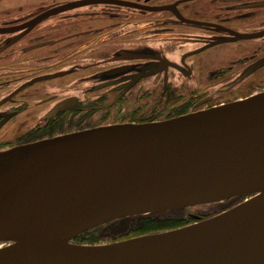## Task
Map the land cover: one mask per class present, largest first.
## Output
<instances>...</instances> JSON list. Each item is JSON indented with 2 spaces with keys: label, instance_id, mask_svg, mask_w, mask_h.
Returning a JSON list of instances; mask_svg holds the SVG:
<instances>
[{
  "label": "water",
  "instance_id": "obj_1",
  "mask_svg": "<svg viewBox=\"0 0 264 264\" xmlns=\"http://www.w3.org/2000/svg\"><path fill=\"white\" fill-rule=\"evenodd\" d=\"M232 205L107 242L85 229L204 203ZM0 264H264V90L164 120L0 150Z\"/></svg>",
  "mask_w": 264,
  "mask_h": 264
},
{
  "label": "flooded vegetation",
  "instance_id": "obj_2",
  "mask_svg": "<svg viewBox=\"0 0 264 264\" xmlns=\"http://www.w3.org/2000/svg\"><path fill=\"white\" fill-rule=\"evenodd\" d=\"M263 90L264 0H0V150Z\"/></svg>",
  "mask_w": 264,
  "mask_h": 264
},
{
  "label": "rangeland",
  "instance_id": "obj_3",
  "mask_svg": "<svg viewBox=\"0 0 264 264\" xmlns=\"http://www.w3.org/2000/svg\"><path fill=\"white\" fill-rule=\"evenodd\" d=\"M240 199H241L240 197L236 198L234 201L230 203H226L227 200H223V202L220 204L216 202L196 204V205L186 206L183 209L141 215L138 218H135V222L134 224H132L130 228V235L133 236L134 234H137V231L139 233L140 230H142L143 222H145L144 218L146 219L147 218H151V219H154V218L169 219L170 218V219H178V220L190 222L192 218L188 215V211L200 213L201 215L208 214V213L210 214L214 212L216 213L217 211L232 205L233 203L239 201ZM99 229L100 228L95 227V234H96V237L98 238L97 240L99 242L110 241V239L103 237V235H101L104 233H101Z\"/></svg>",
  "mask_w": 264,
  "mask_h": 264
},
{
  "label": "trees",
  "instance_id": "obj_4",
  "mask_svg": "<svg viewBox=\"0 0 264 264\" xmlns=\"http://www.w3.org/2000/svg\"><path fill=\"white\" fill-rule=\"evenodd\" d=\"M144 221L145 222H143L142 230H140L139 232L140 234L173 228L188 223V221L170 219V218L169 219L144 218ZM97 239L98 238L96 237L95 234V227H91L83 231H80L73 237V240L75 242H84V243H94L98 241Z\"/></svg>",
  "mask_w": 264,
  "mask_h": 264
},
{
  "label": "bare ground",
  "instance_id": "obj_5",
  "mask_svg": "<svg viewBox=\"0 0 264 264\" xmlns=\"http://www.w3.org/2000/svg\"><path fill=\"white\" fill-rule=\"evenodd\" d=\"M221 202H223V201H221ZM0 244H2V243H0Z\"/></svg>",
  "mask_w": 264,
  "mask_h": 264
}]
</instances>
